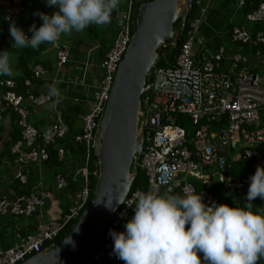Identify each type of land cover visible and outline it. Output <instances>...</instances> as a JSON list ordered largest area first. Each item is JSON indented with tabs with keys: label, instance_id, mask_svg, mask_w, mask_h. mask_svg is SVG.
<instances>
[{
	"label": "built area",
	"instance_id": "built-area-1",
	"mask_svg": "<svg viewBox=\"0 0 264 264\" xmlns=\"http://www.w3.org/2000/svg\"><path fill=\"white\" fill-rule=\"evenodd\" d=\"M210 1H195L196 16L189 22L172 64H154L146 75L148 91L140 100L144 131L138 157V166L146 178V188H136L126 195L113 213L110 223L117 232L125 230L129 211L141 193L157 189L159 192L162 189L167 192L178 189L182 196L186 191L194 190L192 181H199L202 185L199 193L204 203L218 204L209 191L213 181L239 193L249 186V178L255 173L234 179L227 173L229 161L250 160L255 170L257 165L264 167V90L260 84L261 77L245 68L248 56L241 51V48H246L254 56H264V29L247 30L231 26L228 37L239 49L231 55L227 67H220L222 47H218L209 59L197 63L192 53L193 33L205 16ZM3 2L4 21L9 26L14 23L29 37L27 27L17 21L18 15L24 11L22 0ZM116 18L117 31L99 64L102 75L97 89L93 93L89 110L82 115L81 132L73 137V140L84 144L86 158L88 148L93 147L96 127L108 97L113 74L133 30L135 17L131 10V0L119 8ZM244 18L251 25L263 23L264 0L245 13ZM55 54L58 65L65 62V48L57 47ZM260 65H264L263 58ZM37 73L33 69V75ZM24 84L28 85L29 81L24 80ZM1 88L4 91L0 93V107L16 114V123L21 130L20 139L10 148L15 161L26 164L46 159V145L62 138L66 126L57 121L47 129L35 128L27 122L29 111L25 103L40 105L49 100V96H34L31 93L22 96L15 90V82L11 78H1ZM183 116L193 126L189 133L182 127ZM56 154L61 156L62 149L57 148ZM82 174L83 183L77 201L61 216L50 218L43 228L20 235L16 245L0 250V264H18L49 243L54 244L59 232L68 222L78 217L87 201L89 188L85 167L82 168ZM16 178L20 183L26 181L25 173L18 172ZM55 183L56 188H60L66 181L61 175H56ZM40 203V198L32 192L22 193L12 200L0 198V213L27 217L32 215ZM111 241L89 255L84 264H104V256L109 264H122L108 250Z\"/></svg>",
	"mask_w": 264,
	"mask_h": 264
},
{
	"label": "clouds",
	"instance_id": "clouds-1",
	"mask_svg": "<svg viewBox=\"0 0 264 264\" xmlns=\"http://www.w3.org/2000/svg\"><path fill=\"white\" fill-rule=\"evenodd\" d=\"M46 2L58 7V11L50 16L34 13L43 23L39 28L30 26V38L14 23L10 24L12 47L37 49L45 43L57 44L62 35L73 31L105 25L120 0ZM16 74L9 51L0 52V76ZM59 83L47 85L54 106L63 98L56 86ZM249 181L244 208L205 204L202 195L194 190L182 196L160 193L158 189L141 193L125 230L109 232L113 253L124 264H258L264 259V215L254 214L251 209L254 199L264 200V167L257 165Z\"/></svg>",
	"mask_w": 264,
	"mask_h": 264
},
{
	"label": "crops",
	"instance_id": "crops-1",
	"mask_svg": "<svg viewBox=\"0 0 264 264\" xmlns=\"http://www.w3.org/2000/svg\"><path fill=\"white\" fill-rule=\"evenodd\" d=\"M22 2L24 11L17 18L20 24H22L21 19L27 14L32 18H40L34 13L42 12L50 15L58 8L48 6L46 0H22ZM127 2L128 0H120L118 7L112 12L111 21L99 26L108 28L105 32H111V42L118 28L117 11L127 5ZM3 3V1L0 3V10L5 9ZM236 5L237 0H211L209 2L205 16L193 33L192 53L197 63L209 59L218 47H222L220 67H227L231 55L239 48L230 41L229 29L219 32L222 21L227 19L228 23L235 22L234 25L251 30L250 23H246L244 18L245 13L242 12V7ZM260 24L264 26V22ZM22 25L26 26L27 30L29 29L26 24ZM79 35H81L80 32L73 31L70 35H65V38L61 37L62 41L59 40L57 44H49L38 53L35 59L36 63L33 69H36L38 73L36 76L34 75V80L29 83V92L34 96L48 95L47 85L60 81L56 86L61 90L63 97L61 102L55 106L53 105L54 98H49L40 105L25 103L29 111L27 122L37 129H47L52 123L59 120L63 123L61 116L66 115L64 114L66 108L78 106L79 112L73 124L75 126L72 128V130H78L82 115L90 108L93 93L97 89L102 75L99 64L103 54L99 52L101 46L96 39L89 38L86 34L81 40L76 41ZM57 47L66 49V59L61 65H58L56 61ZM244 53L248 56L247 67L255 72L257 66H260L262 55L257 57L248 51ZM263 83L264 79L261 77L260 84L264 90ZM3 112L5 115L0 130V145L8 139V132L10 131V111L5 109ZM63 124L67 130V125ZM61 149L62 154L61 156L56 154L57 162L55 164L53 161L44 163L40 160L26 164L17 163L15 159H2L0 161V198L12 200L17 195L24 193L21 191L26 188L27 192L25 193L32 192L41 200L40 205L36 206L32 215L27 217L0 213V250L16 245L20 235L43 228L50 218L61 216L77 201L83 183L82 167L71 151L67 148ZM18 172L25 173L26 181L24 183L17 180ZM56 175L64 177L66 181L64 186L56 188Z\"/></svg>",
	"mask_w": 264,
	"mask_h": 264
},
{
	"label": "water",
	"instance_id": "water-1",
	"mask_svg": "<svg viewBox=\"0 0 264 264\" xmlns=\"http://www.w3.org/2000/svg\"><path fill=\"white\" fill-rule=\"evenodd\" d=\"M191 3L192 0H151L138 5L134 28L113 74L94 135L92 156L97 176L93 195L60 241L49 243L18 264L79 262L88 253L91 239L121 205L139 167L144 131L140 95L148 91L146 75L157 58L156 49L170 40L177 44ZM242 3L237 0L238 6Z\"/></svg>",
	"mask_w": 264,
	"mask_h": 264
},
{
	"label": "trees",
	"instance_id": "trees-1",
	"mask_svg": "<svg viewBox=\"0 0 264 264\" xmlns=\"http://www.w3.org/2000/svg\"><path fill=\"white\" fill-rule=\"evenodd\" d=\"M2 1L3 0H1V2ZM142 1H151V0H131V10H132L133 18L136 15L138 5ZM195 1L196 0H192L191 7L187 13V17L184 23L182 34L177 44L175 45L171 44L172 41L170 43V52L168 53L167 62H166L167 65L172 64L173 59L178 52L179 44L184 39V33L186 29L188 28L189 22L196 16L197 5ZM260 1L261 0H243V3L241 5L242 12L247 13L251 11L257 6V4ZM57 11H58V8H57ZM4 14H5V9L0 10V52L4 50L9 51L11 55V60L13 61L12 66H13L14 72L18 74L11 76V77L0 76V79L1 78H11L15 82V90L22 96H26L27 94H30V92H29V84L25 85L24 80L29 81V83H31L34 80L33 67L35 66V63H36L35 59L37 58L38 53L44 50L49 44L48 43L42 44L37 49H32L30 47L24 48V49L12 47L13 39L12 37H10L9 24H7L4 21ZM31 18L32 17L28 16L27 14V16L21 19L22 24H26L28 28H30L31 25L35 24L36 27L39 28L41 24L43 23V21L40 18H32V19ZM177 24H178V21L176 20L173 23V28L176 27ZM234 24L235 22H232V23L226 22L224 23V26H225L224 29L230 30L231 26ZM133 27H134V22L132 23V29ZM249 27L250 29H254V28L264 29V26L259 23H256L253 25L249 24ZM106 30H108L107 27H99L96 25H90L83 32H80L81 35L78 36V39L76 41L81 40L87 34L89 38L91 37L97 40V42L101 46L99 52L101 54H104L105 50L109 48V45L111 43V37H112V35H110L111 32L106 33L105 32ZM28 33H29V37H31L32 33L29 31V29H28ZM61 37L65 38V35H62ZM167 45L168 44H166L163 47L160 46L156 49L157 57L159 56L160 53H162L164 49L167 48ZM243 51L247 52L248 50L246 48H243ZM154 64L158 66L159 65L167 66L162 60H157L154 62ZM3 91H4V88H1L0 93ZM144 94L145 93L140 95V100H142ZM0 106H2V104ZM3 111L4 110L0 107V130L2 128V120L5 115ZM65 111L66 113L64 112V114L66 115L61 116V121L67 125L68 129L66 130V133L62 138H58L54 140L53 143L46 145L47 157L46 159L42 160V162L49 163L50 161H53V164H55L57 162L56 161L57 160L56 159V149L58 147H61L64 149L67 148L69 151H71L76 157L77 162L81 165V167L82 168L85 167L87 171V182H88L89 192H88L87 201L85 202V204L79 211L80 213L87 206V204L89 203L93 195L95 179L97 176V163H96V160L92 156V148L91 147L88 148V153H87L88 155L86 158L85 152L87 151L85 149L84 144L77 142L73 140L72 138L73 135L79 134L81 132V125L78 130H74V129L72 130V128L75 126L73 125L76 120L75 118H77V115L79 112L78 106L77 107L69 106L66 108ZM9 123H10V131L8 132V139L6 141H3L0 145V161L2 159H6V160L15 159V155L11 153L10 148L17 140L20 139L21 130H20V127L16 123V114L13 111H10ZM215 124H216V121H215ZM229 165L230 167L227 173L234 179H239L240 177L245 176V175H251L255 171V169L252 167V162L250 160H239V161H233V162L229 161ZM192 183L194 184V187H195L194 191L198 194L200 190L202 189V185L199 183V181H192ZM136 188H139L142 190L146 188V178L140 167H138L137 172L131 181L127 195L130 194ZM247 190H248V187H246L245 190H241L239 193H236L235 191H232L230 189L223 188L221 185L217 184L216 181H213L211 188L209 189V191H211L213 195L215 196L218 204H227L230 207H240V208H244L245 206V203L247 200ZM21 192H24V193L27 192L26 188H24ZM164 192L166 191L162 189L160 193H164ZM168 193L175 194V195H181L178 189H174L173 191L168 192ZM252 204H253V207L251 211L254 214L264 215V200L257 197L256 199L252 201ZM134 207H135L134 205L133 207H131L129 211L130 213L127 216V220L133 215ZM76 219L77 217L72 219L70 222H68L63 227V229L59 232V234L55 238L54 244L60 241L68 233L72 225L75 223ZM110 221L111 220H109L108 223H106V225L91 239L88 253L82 260L78 262V264H84V262L87 260L89 255L93 254L97 249H99L100 247L104 246L105 244L111 241L112 237L109 235V232L110 230L116 231V228L111 225ZM108 250L113 253V241H111V243L108 245ZM199 255H201V258H202V254H199ZM114 256L117 260L121 261L122 264H124V261L118 259L115 254ZM103 263L109 264L106 261V256H104ZM258 264H264V259H261L258 262Z\"/></svg>",
	"mask_w": 264,
	"mask_h": 264
},
{
	"label": "rangeland",
	"instance_id": "rangeland-1",
	"mask_svg": "<svg viewBox=\"0 0 264 264\" xmlns=\"http://www.w3.org/2000/svg\"><path fill=\"white\" fill-rule=\"evenodd\" d=\"M237 6V5H236ZM226 22H228L227 21V19H224V21H223V23L221 24V26L219 27V32L221 33V32H223V30H224V28H225V26H224V23H226ZM246 23H248L247 21H246ZM178 25V24H177ZM177 25H176V27H174L173 29H174V31L176 32L177 31ZM60 41H62V38L60 39ZM171 41H173V40H170V42L168 43V45H167V48L166 49H164L163 51H162V53H160L159 54V56L155 59V61H157V60H162L166 65H167V57H168V53L170 52V43H171ZM172 44V43H171ZM243 51V50H242ZM244 52V51H243ZM249 53V52H248ZM262 58L264 59V56H262ZM13 62V61H12ZM252 65H253V63H252ZM245 68H248L247 67V64L245 65ZM260 77H262L263 79H264V65H260V66H257V68H256V71H255ZM263 82V81H262ZM263 85H264V83H263ZM182 127H183V129L186 131V132H191L192 131V129H193V126H192V124L190 123V121L188 120V118L186 117V116H183L182 117ZM73 264H78V262H75V263H73Z\"/></svg>",
	"mask_w": 264,
	"mask_h": 264
}]
</instances>
